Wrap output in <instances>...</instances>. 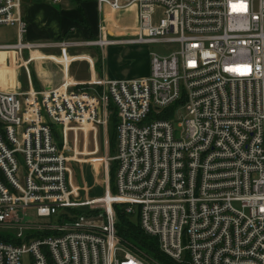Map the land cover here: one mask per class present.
<instances>
[{
	"label": "built area",
	"instance_id": "2783aa9c",
	"mask_svg": "<svg viewBox=\"0 0 264 264\" xmlns=\"http://www.w3.org/2000/svg\"><path fill=\"white\" fill-rule=\"evenodd\" d=\"M57 5L60 0H48ZM22 0H0V27L22 40ZM97 10L134 8L133 34L99 27L86 46H158L146 78L65 80L43 91L0 90V264H148L118 237L113 205L138 218L175 264H264V0H96ZM161 16L156 17V11ZM73 43L62 42L61 64ZM79 46V45H78ZM181 102V103H180ZM117 112L115 193L79 201L67 137L106 129ZM185 117L173 136V117ZM82 207L96 212L78 213ZM48 223H32L27 213ZM80 212V211H79Z\"/></svg>",
	"mask_w": 264,
	"mask_h": 264
},
{
	"label": "crops",
	"instance_id": "0c3cea01",
	"mask_svg": "<svg viewBox=\"0 0 264 264\" xmlns=\"http://www.w3.org/2000/svg\"><path fill=\"white\" fill-rule=\"evenodd\" d=\"M21 6L22 8L24 6L21 14L24 21L27 22V32L22 40L30 44H42L46 47L31 51L29 54L30 58L25 61L26 65L34 64L33 72L35 78L33 82L26 66L28 74H25L23 82L14 80L11 87L2 84L0 85V90L6 91L13 88H21V90L25 91L31 86L34 90L43 91L59 87L64 80L78 86L91 82L93 78L130 81L148 77L150 70L148 47L142 49L120 44L107 47L105 51L100 52V55H97V48L93 47L87 48V50H80L79 47L77 49L69 48L67 49V56L70 58L67 57L66 61L63 60L62 63L66 62V64L62 65L61 59H56V57H60L59 49L57 47L55 49L48 44L57 42L62 34L69 31V29L70 31L71 29L75 31L74 37L81 33L83 34L85 30L80 27L81 24L86 25L89 29V34L92 33L94 37L98 36L99 27L104 26L107 37L120 41L128 34L134 33L136 27V11L134 8L117 13L104 8L102 14H100L97 10L96 0H90L89 2L86 0H60L57 5L51 4L48 0H22ZM89 7H92L94 12L93 18H89L87 13ZM92 22L93 24H91ZM11 52L15 58L16 68L20 66L19 70L24 69L15 53ZM78 52L82 55L71 56L72 54L76 55ZM44 54L47 55L44 56ZM48 61L57 62L60 67L47 66ZM97 128L98 134L96 135L89 132L84 138L81 132L78 134L81 141H79V147L82 144V153L87 156L100 157V159L109 158L112 156L108 142L109 127L107 126L106 134L102 133L104 130L101 127ZM70 135L71 133H69ZM96 159L93 158L94 162H92L98 161ZM68 165L72 172L71 184L74 186L76 182L73 177H75V173L77 177L79 172L74 168L73 164L69 163ZM83 171L87 176L86 182L89 184L91 179L89 171L87 168L83 169ZM77 181L76 184L81 187L82 183L78 178Z\"/></svg>",
	"mask_w": 264,
	"mask_h": 264
},
{
	"label": "rangeland",
	"instance_id": "374dc122",
	"mask_svg": "<svg viewBox=\"0 0 264 264\" xmlns=\"http://www.w3.org/2000/svg\"><path fill=\"white\" fill-rule=\"evenodd\" d=\"M85 1V0H84ZM87 2H89L90 0H86ZM24 10V6L22 8L21 6V13ZM87 13L89 14V18H93V11H92V7L88 8ZM156 17H160L161 16V11L158 10L156 11ZM27 23V22H26ZM93 24V22L91 23ZM80 27H82V29L85 30V32H83V34L81 33L80 35L74 37V30L70 31H66L65 33L62 34V36L59 38V40L57 42H51L48 43L49 45H51L53 48L56 49V46L58 44H62V42H66V43H73L76 44L77 46H73L71 48H75L77 49L78 47L80 48V50H87V48H95L94 46L88 47L86 46V44H89L93 41H95L97 39V36L94 37L93 34H89V29L86 25L81 24ZM16 29L14 27L11 26H2L0 27V44H15L16 42ZM79 45V46H78ZM129 47H132L133 45H128ZM147 48V46H140V45H134L133 48ZM144 48V49H145ZM160 47L158 46H149L148 47V51H152L156 54H160L159 49ZM67 51H65V55L67 56ZM30 52L28 51H24L22 53V58L24 61L28 60ZM60 54V52H59ZM47 54H44V56ZM52 55V54H50ZM77 55H82L80 54V52H78L76 55H71V56H77ZM97 55H100V50L97 48ZM60 56V55H59ZM84 56V54H83ZM56 57V56H55ZM68 58H70L69 56H67ZM62 58V56L60 57H56V59L60 60ZM14 56L12 54L11 51H0V85L2 84H6L8 86H12L14 80L19 81V82H23V80L25 79V70L22 68V70L20 69V66H18L16 68L15 65V60H14ZM17 64V63H16ZM34 64H29L26 65L28 72H30L31 74V78H32V82L35 78V74L33 72L34 68H33ZM47 66H51L53 68L56 67H60V64L54 61H48V63L46 64ZM16 76V77H15ZM53 88H58V87H53ZM110 105V104H109ZM109 107L108 106V111H109ZM110 116L112 115V113H110ZM185 117V113L184 112H180L177 113L172 120L171 125H173V136L175 139H180L181 137V133H182V129L177 128V124H180V122L183 121ZM109 120V119H108ZM108 126V124H107ZM107 126L106 129L102 132L106 134V130H107ZM80 133V132H79ZM98 134V132H97ZM80 139H79V135L77 134V138L75 141H73V133H71V135L67 137V145H66V149H67V157L70 158V163L74 165V168L76 170H78L79 174H77L76 177V173H75V177L74 181L77 183V178L80 180L81 187L79 186V184L77 185L76 183H74V186H76L79 189V201H87L89 200L90 202H95L93 204V208H97L99 207L100 203L98 202L101 198L104 197L105 192L107 191V188L109 190V192H111V185H109V167L113 166V163H109V165L107 166V168H104V162L103 159L106 158H101L100 157H91V156H87L85 155L83 152V148H82V144L79 147L80 143H79ZM81 142V141H80ZM84 154V155H83ZM93 158H97L95 163H93ZM93 161V162H92ZM87 168L88 169V173L90 176V183L88 184L87 181V176L85 174V172L83 171V169ZM75 171V170H74ZM80 212H96V210H91L89 207H82V209L78 210ZM27 217H28V221L32 222V223H36V224H43V223H48V220H44V219H39L37 220L31 212L27 213ZM129 219L131 221H135L136 217L134 215L129 216ZM132 247V252L139 258H142L144 261H146V263L148 264H161L158 261H155L152 256L147 253H143L140 251H137V249H135L134 246H132V244H129ZM29 258L27 255L23 256L21 258V264H29Z\"/></svg>",
	"mask_w": 264,
	"mask_h": 264
},
{
	"label": "trees",
	"instance_id": "16d2710c",
	"mask_svg": "<svg viewBox=\"0 0 264 264\" xmlns=\"http://www.w3.org/2000/svg\"><path fill=\"white\" fill-rule=\"evenodd\" d=\"M181 103V102H180ZM174 104L165 110L163 116L160 117L161 120L170 119L173 117L174 110L180 104ZM109 111L112 113L108 120V142L110 146V154H114L116 147V122H117V112H115L114 106L110 103ZM113 163L112 167H109V185H111V192L115 193L114 178L116 173V164ZM114 214H116V228L118 232V237L121 242L132 244V246L137 249V251L150 254L155 261H158L161 264H175L173 261L167 259L163 256L158 249V241L147 236L143 230L139 227L138 218L133 222L129 219V214L124 212V208L119 205H113ZM74 214L82 213L79 211H72ZM84 214H89L90 212H83ZM0 241L7 242L6 235L0 233Z\"/></svg>",
	"mask_w": 264,
	"mask_h": 264
}]
</instances>
